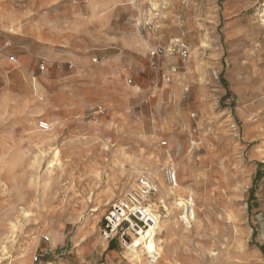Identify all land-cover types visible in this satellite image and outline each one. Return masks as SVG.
<instances>
[{
    "label": "rangeland",
    "instance_id": "rangeland-1",
    "mask_svg": "<svg viewBox=\"0 0 264 264\" xmlns=\"http://www.w3.org/2000/svg\"><path fill=\"white\" fill-rule=\"evenodd\" d=\"M0 34V264H264V0H0ZM169 168L186 238L104 240L142 176L178 219Z\"/></svg>",
    "mask_w": 264,
    "mask_h": 264
},
{
    "label": "built area",
    "instance_id": "built-area-1",
    "mask_svg": "<svg viewBox=\"0 0 264 264\" xmlns=\"http://www.w3.org/2000/svg\"><path fill=\"white\" fill-rule=\"evenodd\" d=\"M1 35V34H0ZM172 53L178 55V59L185 65L190 58V49L184 42H178L174 45ZM164 54V49L160 45H156L150 51L152 59H157ZM12 60L15 61L14 58ZM41 70L45 69V65L40 66ZM180 69L179 66H172V72L176 73ZM171 81V77L167 78ZM40 130L47 131L50 129L49 123L42 121L39 125ZM166 180L171 187H175L178 183V176L173 168L166 171ZM138 193L130 194L125 200H119L114 203L103 219L101 228V236L107 242L119 241L124 242L125 239L138 235L139 230L149 228L153 225L156 217L152 210V198L158 192L155 183L148 177L142 176L138 181ZM197 209L195 200L188 195L183 200L180 207V215L178 217L179 223L183 228L191 229L196 217ZM49 239H46L48 241ZM130 240V241H131ZM155 264L157 258H152ZM34 263H40L39 256L34 257Z\"/></svg>",
    "mask_w": 264,
    "mask_h": 264
},
{
    "label": "bare ground",
    "instance_id": "bare-ground-1",
    "mask_svg": "<svg viewBox=\"0 0 264 264\" xmlns=\"http://www.w3.org/2000/svg\"><path fill=\"white\" fill-rule=\"evenodd\" d=\"M40 136H38V138H39ZM174 170H175V168H173ZM176 171V170H175ZM176 174H177V172H176ZM161 186V189H162V193L163 194H166L168 197L169 196H172V197H174L175 199L176 198H178V199H176L174 202H173V208L175 207V208H180L181 207V205L183 204V203H178V201H180V200H182V199H180L181 197H180V194H179V192H180V190L182 189L181 188V186L177 183V185L175 186V187H168V189H167V192H163V189L165 188L162 184L160 185ZM165 190V189H164ZM177 190V191H176ZM189 190V189H188ZM197 217V216H196ZM157 218V220H155V222L157 223L156 224V227H157V229L159 230V231H164L165 232V234L167 235V237L168 238H170V239H172V240H175V239H185L186 238V235H187V232H189L188 230L189 229H180V227H179V225H178V219L176 218V216H175V214H174V221H170V219L169 220H167L168 219V217H164L163 219L161 218V216H159V217H156ZM182 230V231H181ZM180 242H182V241H180ZM130 251H132L133 253H136V248L135 247H133V246H131V249H130ZM134 255H136V254H134ZM154 259V258H157V260H156V262H155V264L159 261V258H160V255H159V253H157V252H151L150 254H149V260H150V264H154L153 262H152V260L151 259ZM139 258H137V260H138Z\"/></svg>",
    "mask_w": 264,
    "mask_h": 264
},
{
    "label": "crops",
    "instance_id": "crops-1",
    "mask_svg": "<svg viewBox=\"0 0 264 264\" xmlns=\"http://www.w3.org/2000/svg\"><path fill=\"white\" fill-rule=\"evenodd\" d=\"M253 202H254V205H253V203H252V207L254 206L256 209H258L259 208V206H260V203H259V201L258 200H253ZM264 239V231H263V234H262V236L260 237V241L261 240H263ZM108 245H107V248L105 249V252H108L107 253V256L108 257H113V252L115 253V251L114 250H112L113 248H109L108 249Z\"/></svg>",
    "mask_w": 264,
    "mask_h": 264
},
{
    "label": "trees",
    "instance_id": "trees-1",
    "mask_svg": "<svg viewBox=\"0 0 264 264\" xmlns=\"http://www.w3.org/2000/svg\"><path fill=\"white\" fill-rule=\"evenodd\" d=\"M112 248V247H111Z\"/></svg>",
    "mask_w": 264,
    "mask_h": 264
}]
</instances>
